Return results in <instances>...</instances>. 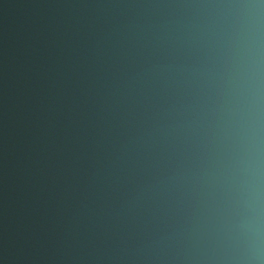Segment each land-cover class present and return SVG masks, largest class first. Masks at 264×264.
I'll return each instance as SVG.
<instances>
[{
	"label": "water",
	"instance_id": "95a60500",
	"mask_svg": "<svg viewBox=\"0 0 264 264\" xmlns=\"http://www.w3.org/2000/svg\"><path fill=\"white\" fill-rule=\"evenodd\" d=\"M0 264H264V0H0Z\"/></svg>",
	"mask_w": 264,
	"mask_h": 264
}]
</instances>
